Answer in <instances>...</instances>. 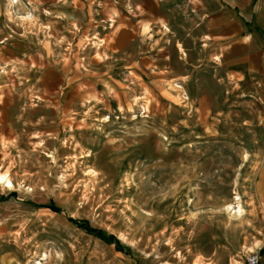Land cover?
<instances>
[{"label":"rangeland","instance_id":"374dc122","mask_svg":"<svg viewBox=\"0 0 264 264\" xmlns=\"http://www.w3.org/2000/svg\"><path fill=\"white\" fill-rule=\"evenodd\" d=\"M0 195V264H264V0H0Z\"/></svg>","mask_w":264,"mask_h":264},{"label":"trees","instance_id":"16d2710c","mask_svg":"<svg viewBox=\"0 0 264 264\" xmlns=\"http://www.w3.org/2000/svg\"><path fill=\"white\" fill-rule=\"evenodd\" d=\"M3 199V196L0 195V200ZM83 228H85L90 234L104 240V241H107L109 243H112L116 246L117 250L119 251H124V247L119 243L118 240H116L115 238L113 237H109L108 235H106V233L98 230V229H95V228H91L88 224H84L83 225Z\"/></svg>","mask_w":264,"mask_h":264},{"label":"built area","instance_id":"2783aa9c","mask_svg":"<svg viewBox=\"0 0 264 264\" xmlns=\"http://www.w3.org/2000/svg\"><path fill=\"white\" fill-rule=\"evenodd\" d=\"M261 262V256L259 252H249L245 258L242 264H260Z\"/></svg>","mask_w":264,"mask_h":264},{"label":"bare ground","instance_id":"6f19581e","mask_svg":"<svg viewBox=\"0 0 264 264\" xmlns=\"http://www.w3.org/2000/svg\"><path fill=\"white\" fill-rule=\"evenodd\" d=\"M5 179V181H3ZM1 180L4 182V183H7L8 186H12L11 182L9 180H7V178L5 176H2Z\"/></svg>","mask_w":264,"mask_h":264}]
</instances>
